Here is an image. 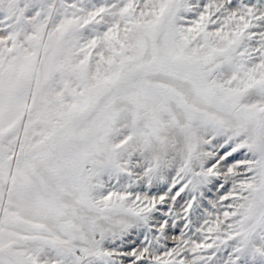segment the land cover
Segmentation results:
<instances>
[{
    "label": "snow or ice",
    "instance_id": "6c2138e0",
    "mask_svg": "<svg viewBox=\"0 0 264 264\" xmlns=\"http://www.w3.org/2000/svg\"><path fill=\"white\" fill-rule=\"evenodd\" d=\"M0 264H264V0H0Z\"/></svg>",
    "mask_w": 264,
    "mask_h": 264
}]
</instances>
